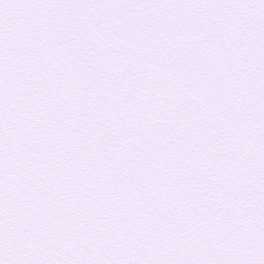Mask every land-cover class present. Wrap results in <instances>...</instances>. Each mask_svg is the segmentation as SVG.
<instances>
[{
  "label": "snow or ice",
  "instance_id": "1",
  "mask_svg": "<svg viewBox=\"0 0 264 264\" xmlns=\"http://www.w3.org/2000/svg\"><path fill=\"white\" fill-rule=\"evenodd\" d=\"M0 264H264V0H0Z\"/></svg>",
  "mask_w": 264,
  "mask_h": 264
}]
</instances>
